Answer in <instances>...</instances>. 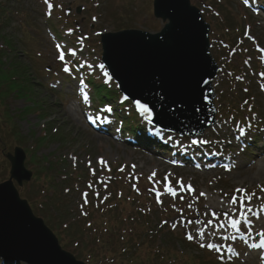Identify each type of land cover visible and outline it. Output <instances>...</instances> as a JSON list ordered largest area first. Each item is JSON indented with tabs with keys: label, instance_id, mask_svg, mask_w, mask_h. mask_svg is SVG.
<instances>
[{
	"label": "rangeland",
	"instance_id": "obj_1",
	"mask_svg": "<svg viewBox=\"0 0 264 264\" xmlns=\"http://www.w3.org/2000/svg\"><path fill=\"white\" fill-rule=\"evenodd\" d=\"M190 2L200 9L203 19L210 24V52L220 68L217 77L213 79V90L217 97L221 94L223 101L221 108L225 110L227 104L232 107L237 105L236 109L241 111L243 109L239 104L243 97L249 95L254 96L251 97V101L258 106L253 108L258 110L253 118L257 125L252 124L251 129H245L224 115L217 117L215 125L207 128L200 136L202 141L197 140L195 143L192 139L151 128L149 125L142 137L138 134L136 135L139 138L125 135L122 129L123 120L132 122L136 132L141 124L126 116L130 105L121 108L119 117L107 116L111 120L107 118L104 128L99 125L97 114L108 115V106L106 108L104 105H109L112 109L116 103L112 101L113 99L100 101L96 90L91 89L88 83H81L79 79L82 74L94 77L98 75L101 81L106 83L109 93L115 91V84H110L109 81L107 83L101 74L102 69L97 66L101 56L98 34L119 31L122 28L158 31L163 22L153 16L152 0H50L53 5L51 9L44 0H0V31L12 43V49L9 51L7 49L6 52L7 59L13 62L18 60L22 66L27 67L25 74L33 88L28 89L21 79L18 80V76L13 77L11 81L3 79L0 82V90L4 91L3 99H0V181L8 177L9 164L5 158L7 151L12 152L14 146L18 145L24 151L30 152L37 143H41V146L35 149L38 160L30 159L32 155L25 151L26 167L34 173L35 168L41 164L38 161L49 162L50 166H42L37 180L25 183L21 187L17 186V189L20 196L31 205L32 212L41 217L58 236L62 248L85 263L86 259L81 258L82 248L75 251V242L70 240L68 231L63 227L59 228V225L65 226L69 224L67 221L75 219L71 232L82 233L88 250L94 245L93 236L90 234L95 231L87 229L86 222L95 220L93 227L98 229L99 223L96 222L98 211L90 213L84 219L78 208L83 198L82 196L80 198L78 189L87 188L85 179L89 178V169L95 171L92 177L94 190L92 194L98 192L108 195L111 189L112 199L115 200L116 189L118 190V187L123 189L126 195L134 196L142 208L147 210L146 205L151 206V215L146 219L149 227L161 228L159 226L161 217L167 216L169 218L167 225L171 228L176 227L175 230H167L165 227L166 232L159 234L161 239L166 240L168 246H173L175 241L178 242L176 246L182 249L184 254L195 259L193 264H196L198 258L204 262L202 264H221L215 262L217 256L232 261L226 264H247L244 260V255L248 251L247 246L260 243L262 239L260 236L255 237V231L250 228L254 220L251 218H249L251 224L243 222L240 232L234 230L233 233H227L229 239H224L222 232L229 226L224 219L225 211L220 208L204 211L203 207L216 203L225 205L230 210L231 197L241 195L235 190L243 188L247 193L255 194L250 202L245 200L248 202L245 204L262 218L260 210L261 206H264V191L261 189L264 188V179L239 185V181L232 177L235 173L241 176L247 169L254 171L259 161L264 159L262 88L264 75L261 77L258 72L263 70L264 74V0H190ZM218 3L223 5L219 6ZM77 7L81 9L79 13L75 11ZM62 12L65 14L62 15ZM226 15L231 18V25L234 21L233 27L237 26L238 30L231 31L226 28L228 26L224 19ZM66 21L73 23L74 37L70 34L69 28L64 29L67 27ZM247 23L251 30L248 34L240 36L237 45L232 48L215 40L216 35H219L234 42L235 35H242V27ZM1 46L4 47V44L0 41V48ZM61 55L63 59H60ZM69 61L73 64L78 63L79 71H74L75 68ZM65 68L69 70L65 71ZM240 74L250 82L247 86L250 94L245 93L244 83L238 82L237 88L232 87L235 82L243 80L236 79ZM21 87L25 88V93L20 90ZM26 104L29 107L27 110L24 108ZM70 105L73 108L77 107L74 113ZM247 108L246 105L243 114L247 112ZM91 116L94 118H90ZM100 122H103V119ZM241 128L244 129L243 135L240 132ZM33 132L35 136L42 135L41 139L33 140ZM252 137L254 139L256 137L257 142L251 143ZM150 151L168 158L169 163L166 166L162 164L155 166L158 158L150 160V156H153ZM101 159L104 164L100 163ZM217 161L220 164H217ZM214 164L217 166L212 168ZM197 165L201 166V169L194 168ZM119 166H122V171L134 175L132 180L143 179L144 183L140 185L142 188L143 185L151 186L150 183H156L159 190L145 189L147 196H144L132 194L119 178H116L115 182L109 179L105 183V170L111 167L112 172H120L117 169ZM153 172L156 173L155 177L149 179ZM44 174L47 176L46 180H41ZM180 182L185 186L191 185L193 190L181 191ZM169 183L177 191L175 197L165 191V185ZM157 192L161 193L159 201L162 199V205H157L156 202V205L149 203L155 201ZM200 193L204 195L201 196ZM49 196L53 197L52 201ZM126 201L128 204L124 201L119 202L120 206L122 204L124 208H129L132 201L131 199ZM65 206L69 211L66 208L65 214H62L61 209ZM213 213L216 215L213 216ZM209 220L213 221L211 225L207 223ZM221 224L224 227H220ZM263 230L262 218L261 231ZM201 231L204 233L203 236L199 235ZM247 233L250 239L248 237L241 239ZM117 234L118 232H113V236L109 237L113 251L123 245L116 240ZM189 234L194 237L192 240L187 239ZM182 235L191 241L184 250L178 241ZM194 243L200 246L216 244L219 251L199 249ZM230 247L239 255L229 251ZM261 254L264 255L263 251ZM177 256L187 258L185 255H179V252Z\"/></svg>",
	"mask_w": 264,
	"mask_h": 264
},
{
	"label": "water",
	"instance_id": "obj_2",
	"mask_svg": "<svg viewBox=\"0 0 264 264\" xmlns=\"http://www.w3.org/2000/svg\"><path fill=\"white\" fill-rule=\"evenodd\" d=\"M153 14L166 22L157 33L123 30L101 35L102 60L121 91L150 110L161 127L191 135L213 123L212 81L217 64L209 52V25L189 0H153ZM137 105V104H136ZM10 176L0 183V256L29 264H83L61 249L13 184L31 178L25 154H7Z\"/></svg>",
	"mask_w": 264,
	"mask_h": 264
},
{
	"label": "trees",
	"instance_id": "obj_3",
	"mask_svg": "<svg viewBox=\"0 0 264 264\" xmlns=\"http://www.w3.org/2000/svg\"><path fill=\"white\" fill-rule=\"evenodd\" d=\"M224 19H226V23L228 24L226 28L233 31L231 19H229L227 16ZM1 32L2 31H0V41L3 42L4 47L0 48V82H2L3 79L11 81L13 80V77L18 76V80L21 79L24 82L25 86L28 87V89L32 88L30 79H28L27 77H21V74H25V69H27V67L22 66L21 63L18 62V60L13 62L12 60L7 59L6 50L12 49V43L8 38L3 36ZM232 87L235 88L236 85H232ZM21 88L25 89L24 87ZM2 92L4 93V91ZM22 92L25 93V90ZM105 96L108 97L112 95L107 94ZM221 100V94H219L218 103L220 106L223 104V101ZM28 108L29 107H26V110ZM42 166L43 164L41 162V164L36 168L35 171L39 172L42 169ZM142 212H145V210H143ZM106 213L108 215V218L103 219V222L105 223V231L101 232L100 229H97L95 233L91 235L93 236L92 241L94 242V245L89 247V250L86 240H84L85 238H83L82 236V233L76 234L71 232V228L75 223L67 221L69 224H66L65 226L59 225V228L63 227L65 231H68L70 240L72 242H75V249L79 250L82 248L83 254L81 258L86 259L88 263L109 264V262H112L116 264L120 262V264H193V262H195V259H193L192 256L184 254L182 249L176 246V243L178 242L175 241L173 243V246H168V242L161 239V236L159 234L161 232H166L164 227L158 229L149 228V230L151 231L150 233H152L151 235L148 232V227L145 225L147 221L143 220L144 215H142L141 213H138V216L135 215L133 207L131 209L127 208V210H125L121 206L114 208L109 207ZM118 229L124 231L120 235V238L124 240V243L120 240H117L118 242L123 243V245L117 250L113 251V246L110 243L109 237H112L113 232L118 231ZM186 244L187 243L185 240H183L180 244L184 247L183 250L187 247ZM177 252H179V255L187 256V258L183 259L180 256H177ZM202 263L204 262H202L201 259L198 258L196 264Z\"/></svg>",
	"mask_w": 264,
	"mask_h": 264
},
{
	"label": "snow or ice",
	"instance_id": "obj_4",
	"mask_svg": "<svg viewBox=\"0 0 264 264\" xmlns=\"http://www.w3.org/2000/svg\"><path fill=\"white\" fill-rule=\"evenodd\" d=\"M45 4L48 6L49 9H51L53 7L52 3H50V0H44ZM60 59H63V56L61 55L60 56ZM65 71H68L67 68H65ZM264 75V74H262ZM137 104V107L140 109V111L142 113H148L150 110L148 109V107L144 104H141L139 101L136 102ZM240 132H241V135L244 134V129H240ZM195 143V141H194ZM101 164H104L105 162L101 159L100 161ZM135 167V166H133ZM123 169H121L122 171ZM93 175H95V171L93 170ZM156 173L153 172L152 173V176L149 177V179H152L153 177H155ZM165 180H167V177H165ZM92 185L89 184V187H91ZM135 187V185L133 186ZM180 190L181 191H184V190H188V191H192L193 189L191 188V185H188V186H185L182 182H180ZM138 191V189H137ZM150 191H155V189H150ZM165 191H167L168 193H170L173 197H175L177 195V191L175 188H173L171 186V184H166L165 185ZM261 191H264V188L261 189ZM236 193H240L241 195L237 196V195H233L230 199V203L232 205H237L239 204V209L237 210L238 211V216L239 218H232L230 216L229 213H225V216L228 217L229 219V225L232 229H234L236 232H240V227H241V222H245L246 224H251V220L249 219V215L248 213H252L253 212V209L251 207H248L246 204H245V200H247L248 202H250L253 198V196L255 195L254 193L252 194H249L247 193L246 189H243V188H237L235 190ZM84 202L87 203V193H84ZM98 195V193H97ZM161 195V193L157 192V202H160L159 201V196ZM201 196L204 195V193H200ZM183 198V197H181ZM105 199H107V197H105ZM189 207H191V205H189ZM261 211H264V206H261ZM85 215H87V213H84ZM216 214L213 213V216H215ZM189 223H192V221H189ZM209 225H211L213 223L212 220H209L207 222ZM220 227H224V225H220ZM200 236H203L204 233L203 231H201L199 233ZM258 236L260 237H264V232H260L257 234ZM194 237L189 234L187 236V239L189 240H192ZM224 239H229V237L225 236ZM231 239H235V237H231ZM207 247L209 249H215L217 251H219V246L216 245V244H212V243H209L207 245H204V244H201V247ZM249 247L251 248H260V249H264V239H261L260 243H257V244H252V245H249ZM229 251L233 252L234 255H239L238 253L235 252L234 249H232L231 247L229 248ZM261 259H264V256L261 257Z\"/></svg>",
	"mask_w": 264,
	"mask_h": 264
},
{
	"label": "bare ground",
	"instance_id": "obj_5",
	"mask_svg": "<svg viewBox=\"0 0 264 264\" xmlns=\"http://www.w3.org/2000/svg\"><path fill=\"white\" fill-rule=\"evenodd\" d=\"M70 109L74 113L77 110V107L73 108V106H71ZM150 152H152V151H150ZM152 155L153 156H150L151 157L150 160L155 159L156 157L158 158V162L155 163V166H157L158 164L159 165L162 164L163 166H166L169 163V160L166 157L158 156L154 152H152ZM147 160H149V159H147ZM217 163L220 164V162H217ZM232 178L237 179L240 183L239 185H243V183H254V182L259 181V180L261 181V179H264V159H261L259 161V163L256 165L254 171L247 169L246 172H244L241 176H238L235 173ZM245 203L247 204L248 202L245 201ZM229 206H232L231 207L232 209L229 210V208L227 206L216 204V203L206 204L203 207V210L204 211H213V210L220 208V209L224 210L225 213L226 212L229 213L232 218H239L238 211H237L239 209V206L232 205L231 203ZM248 215H249V218L254 219V220H252L253 222H252V226L250 228H252V230L255 231V237H257L258 233L263 232V231H261V220H262V218L257 216L255 211H253L252 213H248ZM224 219L229 223L228 217L225 216ZM241 224H243V221L241 222ZM226 227L227 228L224 229V231L222 232L223 233L222 237H225L227 233L230 234V233L234 232V229H232L230 227V225L226 226ZM201 228H203V227H201ZM209 232L211 234H213V232L211 230H209ZM247 235H249V233H247ZM247 237L250 238L249 236H247ZM249 245L247 246L248 251H246L247 253L244 255V260L246 261V263L247 264H264V259H261V257L264 256L263 254H261L262 251L264 252V249L251 248V247H249Z\"/></svg>",
	"mask_w": 264,
	"mask_h": 264
}]
</instances>
